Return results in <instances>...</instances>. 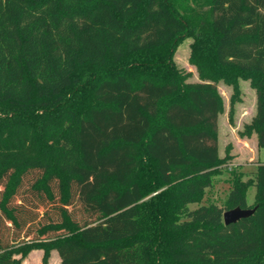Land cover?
I'll return each instance as SVG.
<instances>
[{
    "label": "trees",
    "instance_id": "obj_1",
    "mask_svg": "<svg viewBox=\"0 0 264 264\" xmlns=\"http://www.w3.org/2000/svg\"><path fill=\"white\" fill-rule=\"evenodd\" d=\"M241 78L261 149L264 0H0V264H264V160L201 203L229 162L218 84L232 121ZM237 206L258 207L226 224Z\"/></svg>",
    "mask_w": 264,
    "mask_h": 264
},
{
    "label": "rangeland",
    "instance_id": "obj_2",
    "mask_svg": "<svg viewBox=\"0 0 264 264\" xmlns=\"http://www.w3.org/2000/svg\"><path fill=\"white\" fill-rule=\"evenodd\" d=\"M191 37H186L178 46L175 53V60L180 67L192 71L191 81H198L196 67L189 62L191 52ZM218 89L223 97L224 110L214 120L217 130V140L206 139L207 143L217 146L220 156L229 157V162L224 171L214 177L213 185L208 188L205 198L201 203L215 202L224 205L233 186V175L242 173V177L247 180L254 175L260 163L264 160V147L258 148L257 134L244 136L242 132L247 124H251L257 112V92L251 84L250 79H240L241 100L234 105L232 121L230 118L231 96L233 87L223 81L219 82ZM256 187L251 186L247 193L249 203L255 201ZM200 203L191 204L192 208L199 206ZM87 205L84 198H80L75 210L79 213L86 212ZM43 249L32 250L25 258L24 264H44ZM59 254L52 250L46 264H60Z\"/></svg>",
    "mask_w": 264,
    "mask_h": 264
},
{
    "label": "water",
    "instance_id": "obj_3",
    "mask_svg": "<svg viewBox=\"0 0 264 264\" xmlns=\"http://www.w3.org/2000/svg\"><path fill=\"white\" fill-rule=\"evenodd\" d=\"M258 206L252 208H242L240 206L224 211V222L226 224L234 223L241 218L252 215Z\"/></svg>",
    "mask_w": 264,
    "mask_h": 264
},
{
    "label": "crops",
    "instance_id": "obj_4",
    "mask_svg": "<svg viewBox=\"0 0 264 264\" xmlns=\"http://www.w3.org/2000/svg\"><path fill=\"white\" fill-rule=\"evenodd\" d=\"M56 251V250H55ZM57 252V251H56ZM24 262H25V260H24Z\"/></svg>",
    "mask_w": 264,
    "mask_h": 264
}]
</instances>
